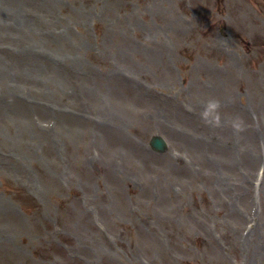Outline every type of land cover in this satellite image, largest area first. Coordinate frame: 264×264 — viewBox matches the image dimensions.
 I'll return each instance as SVG.
<instances>
[{"label":"rangeland","instance_id":"374dc122","mask_svg":"<svg viewBox=\"0 0 264 264\" xmlns=\"http://www.w3.org/2000/svg\"><path fill=\"white\" fill-rule=\"evenodd\" d=\"M0 264H264V0H0Z\"/></svg>","mask_w":264,"mask_h":264},{"label":"water","instance_id":"95a60500","mask_svg":"<svg viewBox=\"0 0 264 264\" xmlns=\"http://www.w3.org/2000/svg\"><path fill=\"white\" fill-rule=\"evenodd\" d=\"M151 138H152L150 141L151 148H153L154 150L160 151V152L165 149L164 147L166 146H165L164 140L161 137L154 136Z\"/></svg>","mask_w":264,"mask_h":264}]
</instances>
